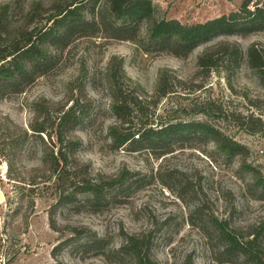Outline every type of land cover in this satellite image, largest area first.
<instances>
[{
    "label": "rangeland",
    "instance_id": "374dc122",
    "mask_svg": "<svg viewBox=\"0 0 264 264\" xmlns=\"http://www.w3.org/2000/svg\"><path fill=\"white\" fill-rule=\"evenodd\" d=\"M54 1L0 0V13L5 10L16 24L37 6L49 10ZM151 1L159 20H176L182 25L228 15L242 3ZM106 11V0L89 1L84 16L96 23L67 35L60 33L63 39L59 37L48 48L52 60L41 72L37 70L33 79L13 86L0 82V117L7 116L28 128L34 104L62 102L71 88L78 98V88H84L92 110L77 130L82 143L79 158L94 174L130 176L98 207L87 206L82 199L56 207L52 182L38 179L31 187L13 180L0 154V264H133L119 251L123 234L147 230L152 231L157 264H182L189 255L195 264H242L235 256L222 253L215 222H226L243 234L260 232L264 239V190L254 185L251 171L264 177V129L249 134L237 119L239 114H253L264 125V89L246 62L233 81L234 91L216 70L203 89L186 90L188 87L176 84L173 93L162 99L152 118L155 124L200 122L207 126L202 132L191 131L175 139L177 143L164 156L149 150L135 152L129 144L119 148L112 142L110 129L117 121L110 108L106 72L111 59L117 57L124 61L128 78L150 95L162 71H170L189 86L197 72V59L206 48L230 41L246 52L253 43L264 45V32L214 39L179 58L171 53L174 49L161 51L147 40L144 22L124 25L121 33ZM50 14L40 9L35 12L30 24L35 29L34 41L52 25L47 23ZM9 46L1 41L0 53L9 52ZM139 120L135 116L126 128L134 130ZM214 134L244 146L246 164H242V156L222 152ZM41 155L40 144L33 139L28 142L17 171L25 182L31 179L30 169L40 166Z\"/></svg>",
    "mask_w": 264,
    "mask_h": 264
},
{
    "label": "trees",
    "instance_id": "16d2710c",
    "mask_svg": "<svg viewBox=\"0 0 264 264\" xmlns=\"http://www.w3.org/2000/svg\"><path fill=\"white\" fill-rule=\"evenodd\" d=\"M89 1L92 0H55L47 10L43 6L37 9L50 14L47 23L50 27L42 30L33 40L30 27L37 9H32L24 21L13 24L4 10L0 13V42L10 44L7 53H0V82L7 81L12 86L20 85L24 80L33 79L35 72L42 71L52 60L48 48L62 33L67 35L90 23L85 15ZM109 18L115 22L117 30L123 32L124 25L137 21L146 26V37L161 51L174 49L171 53L179 58L186 57L202 44H209L214 39L228 36L246 37L252 33L264 32V0H242L240 7L228 15L209 20L205 23L182 25L176 20H159L154 12L151 0H106ZM130 3V5H129ZM122 21V22H121ZM121 23L120 25H118ZM64 31V32H62ZM61 38V37H60ZM63 39V38H61ZM244 62L253 72L259 85L264 89V45L253 43L243 52L237 42L220 41L210 46L197 59V72L189 82L183 83L170 71L160 72L154 93L145 92L125 73L124 61L113 57L106 72L111 104L110 108L117 123L110 129V138L119 148L129 144L133 151L149 150L158 155L169 154L170 148L180 137L187 133L202 132L207 127L200 122H179L175 124H155L153 118L163 98L173 93L176 84L188 87L186 90L203 89L210 75L220 70L231 90L233 81ZM195 83L196 81H198ZM79 97H74V88L70 89L69 98L62 102L42 100L33 106V118L28 128L15 124L9 117H0V154L4 158L8 175L13 180L27 183L31 187L41 183H53L57 202L54 206L73 205L84 200L87 206L98 207L109 199L111 191L126 184L129 173L116 177L94 174L91 166L79 158L82 143L76 135L79 125L89 116L92 101L84 88H78ZM248 99L247 96H244ZM71 103V105H70ZM260 109V106H257ZM137 116V128H126ZM146 118V120H142ZM243 129L249 134L263 132L264 125L253 114L238 115ZM41 146V164L30 169L31 179L25 182L17 174L22 167L23 153L31 140ZM214 141L219 149L232 156L243 157L246 164L247 150L244 146L214 134ZM161 151V152H160ZM253 174V183L264 190V177ZM258 174V173H257ZM22 175V174H21ZM132 177V176H131ZM55 207V208H56ZM54 215L51 214V217ZM56 229V226H53ZM264 230V226H262ZM221 251L225 255L235 256L242 264H264V239L260 232L243 234L226 222H215ZM154 238L152 231L138 234H123L120 252L128 256L133 264H157L153 255ZM182 264H195L193 256H187Z\"/></svg>",
    "mask_w": 264,
    "mask_h": 264
}]
</instances>
